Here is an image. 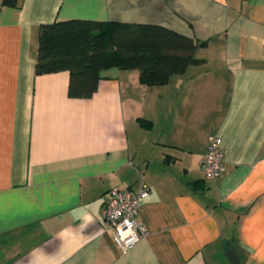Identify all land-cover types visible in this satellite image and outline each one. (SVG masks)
<instances>
[{
  "label": "crops",
  "instance_id": "1",
  "mask_svg": "<svg viewBox=\"0 0 264 264\" xmlns=\"http://www.w3.org/2000/svg\"><path fill=\"white\" fill-rule=\"evenodd\" d=\"M69 18L162 25L201 62L155 85L109 68L72 98L68 71L34 68L38 26ZM142 183L149 233L122 253L104 194ZM229 247L264 264V0H0V264H231Z\"/></svg>",
  "mask_w": 264,
  "mask_h": 264
},
{
  "label": "trees",
  "instance_id": "2",
  "mask_svg": "<svg viewBox=\"0 0 264 264\" xmlns=\"http://www.w3.org/2000/svg\"><path fill=\"white\" fill-rule=\"evenodd\" d=\"M37 42L35 73L68 71L72 98L91 97L109 68L136 69L142 83L155 85L201 62L195 39L152 23L56 19L38 26Z\"/></svg>",
  "mask_w": 264,
  "mask_h": 264
},
{
  "label": "built area",
  "instance_id": "3",
  "mask_svg": "<svg viewBox=\"0 0 264 264\" xmlns=\"http://www.w3.org/2000/svg\"><path fill=\"white\" fill-rule=\"evenodd\" d=\"M202 169L205 178L212 181L218 179L224 171L222 139L217 134L208 137ZM151 194V187L145 183L137 190L112 187L104 194L101 206L104 226L111 231L122 253H126L149 233L148 228L138 221V214L143 199Z\"/></svg>",
  "mask_w": 264,
  "mask_h": 264
},
{
  "label": "water",
  "instance_id": "4",
  "mask_svg": "<svg viewBox=\"0 0 264 264\" xmlns=\"http://www.w3.org/2000/svg\"><path fill=\"white\" fill-rule=\"evenodd\" d=\"M225 255H226L228 261H229L231 264H239V263H240V260H239L238 254L236 253L234 247H229V248L226 250Z\"/></svg>",
  "mask_w": 264,
  "mask_h": 264
}]
</instances>
